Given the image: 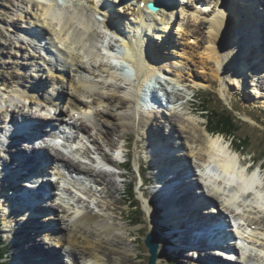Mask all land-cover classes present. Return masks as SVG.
<instances>
[{
    "label": "bare ground",
    "instance_id": "bare-ground-1",
    "mask_svg": "<svg viewBox=\"0 0 264 264\" xmlns=\"http://www.w3.org/2000/svg\"><path fill=\"white\" fill-rule=\"evenodd\" d=\"M98 1L99 0H97V2ZM134 1L135 0H129V1L117 0L118 4L115 2L116 7H114V9L116 10L115 12L111 11V13L114 14L116 13V14L114 15V17H111L112 15L109 14L110 16H108L107 23H105L108 25V28L111 27L114 28V31H112L114 32L113 33L114 36L112 37V39L108 41L107 39H100L101 36L102 38H104L106 35L103 37V34L99 32L100 29L95 28V25L98 24V22L96 21L94 15L91 12H89V9H87V12H89V16L85 15L83 10H80V8L78 9L76 7L78 3L68 2V4H65L64 2L63 4L65 6L69 5L70 8L76 7L75 9H73V11L67 10V12L64 14L63 10L60 9L61 7L59 8V6L61 5L56 4L54 0L53 1L32 0L31 2H33L34 5H31L30 9L32 10V12H34V15L37 18V20L35 19V21L32 22V26L36 25L40 27L41 31L36 30L34 31V33L26 32L24 33L25 37L23 38H26L28 40V37H30L29 39L35 42L36 46L42 47V45L44 46L43 44L44 42L43 41L41 42L38 39H42L40 33L43 32V34L46 35V38L43 35L44 41L46 40L45 49L55 48L54 55L56 57L55 59L56 64L55 63L53 64L54 59H52V62L44 60L47 69H44L43 71L44 74H47V77L45 76L46 79H49L51 82L53 81L54 83L52 86L53 91L54 90L57 91V89L62 90V88H63L62 90L63 92L68 91V94L65 97L66 101L64 102V104L65 103L66 104L63 105L61 108H57V109L52 108L59 104L58 100L53 95L56 94V92L48 96L38 92L37 91L38 89L35 88L37 86L32 84L31 81L28 82V80H26V77H28L29 80L35 79L34 78L35 75L28 76L30 72L29 70L24 71L22 76H20L19 73L18 74L15 73V75H13L12 77L16 78V81H14L16 89H13L12 91L16 93L17 96L16 100L20 102H15L14 104L12 102L14 109L13 108L10 109L12 110V112L10 113V119H8V122L7 121L4 122L7 124L8 127L9 124L11 123V127H9V131L10 130L12 132L19 131V128L13 127L14 121L18 120L16 114L18 112H23L22 110L25 104H27L28 107H33L34 105H37L38 110L40 112L43 113V111L47 108L45 111L54 115H52L51 117H44V115L41 113V116L40 117L37 116L38 119L35 120L32 114L29 115L28 113H23L24 118L20 120V122L22 123H27L30 121L37 122L35 124L37 130H35V132L33 131L31 135L36 133H38V135L40 136L44 134H49L48 129H43L45 123L48 122L45 120H53L60 118L61 114L63 113L62 109L66 108V113L69 112L72 114V117H70L69 120L73 125L76 126L77 129L81 131V134L84 137H88L90 131L89 130L90 125L86 124V122L94 124L95 129L98 130V132L100 133H104V131H102L104 129L106 134L108 132H112L111 129H109L108 131L107 125L111 126L110 122H113V124L117 127V131L121 133V138L123 134H125L126 130L129 131L131 129H136V127L140 125L141 127L140 133L142 134V136L144 137L146 136V138L150 140L151 144L153 143L155 146H157L155 147L152 144V147L150 146L151 149L158 148V144L160 143L159 141L163 140L164 144H160L159 147L165 148V150L168 151L167 148L170 146L169 143L170 141L168 142V140L169 139L171 140V138L178 140L180 142L179 145H181L183 148L181 153L183 154L182 156H180V154L178 153H174L170 158H168L167 154L164 155L166 158H162L163 155L160 154L161 155L160 158L153 156L152 159L147 161L148 162L147 165H150L149 166L150 168L148 167V169L152 168L154 170L155 167L158 169V175H160L159 183L162 185V186L156 185L159 189L160 196L156 195V197L158 198L155 199V202L151 200L146 201L147 202L146 213L148 211L147 214L149 216L148 219L146 218L148 228L152 230L153 229L158 230L162 225L163 227H168L169 232L172 231V236H173L174 230H172L173 227L172 224L173 225L181 224V223L184 224L185 226L188 227V229L182 227H178V228L179 231H183L186 233L188 232V230H190L193 227L192 226L193 224H198L199 222L202 221L199 217L196 216V213H194V204H197V202L192 198L193 203L191 202L185 205L184 204L186 202L185 197L188 194H185V192H183L182 195L179 194V192L180 193L182 192L183 190L182 188L184 186H187L188 189H191V186L189 185L191 181L185 179V177L184 179H179L186 167H188V169L191 168V166L188 165L189 158H191L192 162L195 161L196 166L194 167H196L199 172V174H197V176L195 177V181L198 183V185L201 186V188L203 184L202 182L204 181V185L206 186L207 184H209V188L211 189L210 193L207 191L208 194H206L203 189L200 192L204 194L205 198L216 200L218 206V207H212L208 212H210V214H213L212 216H214V214L218 215L220 212H224V211L226 212L227 210L228 211L226 212L227 214L229 215L231 214L234 217H239V220L243 222L245 225L244 229L243 228L237 229L236 227L234 228L236 229V233L240 234L241 236L240 238L242 240L245 238L248 239L247 244H244L243 246L245 252H242V254L245 255V257L244 258L241 257L243 259L240 260L238 257L233 256V259H236L237 261H240L244 264H263L264 261L260 262V259L256 258L259 256L264 257V243H262V241L260 240L261 238H264L262 237L264 236V186L261 183L263 182L262 179L259 178V175H261L262 173V171L260 173V168L255 166L254 168H252L253 170L249 172L248 171L249 165L242 164L238 166V163H241V161L239 160V156H237L235 153L233 154L230 151L231 147L228 148L230 144L225 143V138H224L225 136L223 137V135H221L222 132L219 131L221 134L215 131L212 133L209 130V127L204 123L203 125H201V128H199L200 125L198 127L196 121L195 120L192 121L193 119L184 120L186 122L185 127L178 126L172 119H169L170 117H168L167 115H164L163 113H162L163 116L159 115V113H161L160 109H163L164 107L162 106L165 105L162 99L161 98L159 99V97H157V100L161 101L162 106L160 103L159 106L156 107L155 106L156 102L153 100V98H151V101H153L154 103L153 105H151L153 109H151V107H148L146 108V110L140 113V111H138V106L141 105L142 103H140V96L137 94V90L135 92L134 87H132V85L134 84L131 83V87H130L131 93H127L128 92L127 88L125 86H121L123 85V82L125 83V79L127 78L126 75H128L127 71H129L130 68L136 69L137 72L133 71V73L135 72L137 73L135 75H137L138 77V83L140 87L145 86L149 80L162 76L161 74H158L159 72L166 74L170 73L171 77L177 78V82L179 83L182 82L184 78H182L183 76L178 72V70L173 68H167L165 65H162L167 63L166 61L163 60H166L169 57L167 55L162 54V52L159 51L160 49L159 50L154 49L155 45L152 44L151 46L150 43L154 41V44L157 43L160 46L161 41H163L162 40L163 37L167 36L168 32L171 31L172 32L174 31L175 33H178L179 31V35L185 36L186 34H189L192 35L193 37L195 36L196 34L195 31L196 29L198 30L200 24H204L205 27L207 28L206 33L213 37L215 36V30L216 29L219 30L216 31L219 33L221 41L223 43L226 39L224 36L225 33L227 31H230V29L236 28V24H237L235 19L236 16L234 18H231L232 14H230V17H228L229 11H227L228 13L224 15L226 17L222 22V20L217 18L216 16L219 9L221 11L226 10V7L224 6H225V1L227 0H223L222 2L217 1V4H215L216 7H213V9L210 10L214 13V18L211 19L207 18L202 22L204 17H200V15H204L208 10L205 12H200L195 10L194 12H199V14L194 16V20L192 22L194 26H191L190 23L187 22H189V18H191L192 14H189L188 18H186L185 20H181V17L178 14L179 9L182 8L181 1L183 2L184 0L174 1V3L178 2L177 6L179 8L177 7L178 10L177 12L168 11L169 9L166 10L168 12H166L165 10H159L158 13H154L156 18L151 17L149 13H144L145 9H141L143 8V6L139 8L130 7ZM140 1L138 3H140ZM249 1L253 2V5H251L252 7L255 6L254 4L256 1H259L257 7L254 8L256 11H254L252 8H244V7H248L246 3H248ZM189 2L191 1L189 0ZM223 4L224 6H222ZM71 5H73V7ZM100 6L101 8L105 7L104 2H102ZM107 6L110 5L107 4ZM128 9L129 11L130 10L132 11L131 12L132 14L135 13L133 22L125 21L123 17L124 14L123 10H128ZM250 10L253 13H251ZM234 12L238 15V17H240L243 20V23L249 25L252 23L255 24V20H253L252 18L255 19L261 16V20L263 19L262 15L264 13V0H243L239 7L234 8ZM173 13L176 14L175 17H173ZM243 17L245 19H243ZM119 19L121 21H119ZM116 21H118V23L120 22V25L125 23V26H127V24L129 23L133 24L134 26L132 30L133 33H127L125 29L123 30L122 27L119 25L115 26L113 23ZM14 22L15 21H13V23ZM13 23L12 26L13 25L15 26L16 24ZM256 23L258 24V22ZM48 34H50L51 36L49 37ZM124 36L126 38H124ZM141 37H143L145 41H147V55L149 59L152 60L153 64H155L156 69L154 70L148 66L150 64L147 62L146 55L139 45L138 38ZM263 37H264V30L262 32V38ZM115 38H116V42L114 40ZM124 39L126 40L129 39L130 43H125V47L121 48L118 45L119 42L118 40L124 42ZM102 40L105 41L107 40L108 42L107 41L106 42L112 47L114 46L115 43V46L117 45V50L120 51L122 49V52L117 53V50L116 51L110 50L111 52L110 51L105 52L103 48L106 47L105 44L107 43H105V41ZM150 40L151 42H149ZM163 42H164L163 44L167 43V45H169L167 39H165ZM193 43L197 44L194 39H193ZM208 45L209 47L208 46L207 47L209 50L211 47L210 43ZM238 50L239 52L236 51L235 54L238 57L242 56L243 50H241L240 48ZM214 53L215 51L212 49L209 50L208 52H205V54H207V58L210 61H213V59H215ZM184 56L185 55H183V58H186ZM105 57L108 58V61L109 63H111V65L105 62ZM243 58L247 59L246 57ZM156 62H159L160 66H158L159 64ZM67 67L69 71H67L65 75V73H63V70H65ZM111 67L112 68L115 67L119 69L120 73L114 74L113 72H110L109 70L112 69ZM236 70L242 72V70L240 69H236ZM105 72L107 73V77L103 75V73ZM237 72L234 71L235 76L230 79V82L232 84L236 81L235 78L237 77ZM34 73L35 70L33 74ZM244 85L247 86L246 83H244ZM7 88H9V84H7V81L3 83L0 82V90ZM125 93H127L126 94L127 96L123 95ZM156 94L158 95L157 91ZM156 94L155 96H157ZM131 98L132 100H130ZM40 100H43V103H40ZM23 101L25 104L23 103ZM177 101L178 100L174 101V103H176ZM3 111L7 112L8 109ZM193 111L195 110L193 109ZM137 112H139L140 114H137ZM194 115L197 118H200L201 120L203 119L201 113L198 115V113L195 111ZM77 118H79V120L82 121L81 122L77 121L76 120ZM84 119H86L85 123H84ZM161 119H164L165 122L164 125L165 131L162 134L159 130ZM46 126L50 127V125L48 124ZM23 128L28 129V127H22V129ZM4 129H5L4 126L0 127V138H3L4 137L3 134H6L3 133ZM125 135H126L125 138L127 140L128 134L126 133ZM154 138H157L156 140L158 141H155ZM56 139H49L46 142L41 141L43 146L40 147L39 144H36L32 147V150L35 151L36 149H38L37 147L45 150L48 154L46 156H50L51 158L53 156H56V158H58L59 160L55 159V161H57L62 166L68 163L70 167L77 169V170H71L72 173L78 174L79 176L87 177L86 179H89L88 177H91L90 175L87 174H93L92 177L93 179L90 182L94 181V183L97 185V189L92 194L91 198H94L96 194L97 195L99 194V198H104V197L113 198L115 195L114 192L117 191L116 190L117 187L113 185L111 178L110 180H108V178L106 177L107 174L110 173L109 170H113L114 173H110L113 176L117 174V177L121 176L122 179L125 176V174L120 172V168L118 167L119 164L118 165L116 164L118 163V160L114 157L115 155L114 148H110L107 151H103L104 149L98 150L99 148L97 149L96 147L95 148L91 147L90 149L84 152L87 154L85 155L82 152H79L80 147L78 146V144L80 143L81 140L76 142L74 149L71 148L73 150H69L64 148L65 147L64 144L60 145V143ZM88 139H91V137L89 136ZM20 140H22L21 136H15L11 138V141L9 142L8 145L5 144V147H7L8 151L10 152V155L7 156L9 158H6L4 161L2 158L0 159L1 160L0 162L2 163L1 168H3L4 166L5 172L7 168L8 169L13 168L14 170L20 171L18 166H20V164L24 161V159L23 157L21 158L19 154H22L23 152H17V151H19V148L21 150H25L23 148L26 147L23 144L19 143ZM151 140L153 141L151 142ZM7 141L8 140L3 139L2 143H5ZM85 142L87 143L88 141H86L85 139ZM12 143L14 144L12 145ZM89 145L90 144H88V146ZM125 145L126 144L123 143L122 148H124ZM161 148L159 149V152L161 151ZM109 152L111 154V157H109ZM74 153L77 154L73 156ZM88 154L91 155L89 156ZM18 157H20L19 160ZM79 158L85 159L83 163L88 165H91V161L93 160V163H95V164L92 163L94 168L97 169L100 168V170L102 171H95L87 167H82L79 163H76V160ZM155 159L156 160L158 159L157 162H155L156 161ZM4 162H7L8 164H11V162H13L16 164L14 165V167H12V166H7V164ZM103 171H108V172L103 173ZM27 172H29V170H27ZM46 172L49 173L48 170ZM50 174L53 178H55V180H53L52 178L50 179L44 178L45 184L47 186L53 187L55 185H60L61 182H68V184H70L73 189L75 188V190H71V188H64L63 185H61L63 192L54 193L55 200L53 206H51V204H47L46 201L41 203L43 210H47L48 213L50 214V217H48L49 214H45L41 216L40 219L39 217H35L33 219L29 218L28 220L33 221V226H34V222H36L37 224L39 223L38 229L33 228V230L35 231H31L33 234L31 233L26 234L27 231H25V228H28L27 227L28 225L26 223L24 224L20 223L21 224L20 229L23 230L16 231L17 235L15 236L17 240L19 239L23 241L31 240L32 243L29 246H24L21 252H18L19 255L15 256L16 260L14 261L13 264H18L16 261L19 262L20 261L19 257L26 256V252L28 250L29 252L27 253V255L33 254L35 255V258L41 257V259L43 258L42 256H44L43 258L45 259L44 261L52 260L54 259L53 257L54 250L53 252H48L52 250L51 248L60 251L58 255V261L53 260L50 262H45L46 264H53V263L139 264L134 261L133 256L138 257V253H136L137 251L136 248L132 246L131 241L133 242L134 238H132L133 235L129 232L128 225L126 224V226H123L119 222L116 223L114 221H111L110 219L104 218V215L101 217L100 212L96 213L93 209L90 210L89 207L85 206L81 201H79V199L77 198L78 194L76 193V191H79L85 195H90L88 191L81 189V188H87L83 183H80L82 185V187L80 188L78 187V183L76 185H73L72 184L73 179L66 178L64 171H61L57 167L53 168V171L50 172ZM6 176L7 175L5 174V176L2 177L3 180L1 181V183L4 181V178H6ZM22 179L23 178L20 177L17 178L16 180L18 183H21ZM5 182H7V180ZM176 184L178 185L176 186ZM172 185H174V187H172ZM22 187H27V185L25 184V186ZM22 187H20V185L17 184V187H15L16 188L15 192L21 189ZM90 188H91L90 190L93 191V188L92 187ZM158 189L155 190V194L158 193L157 192ZM172 189H174L172 193L167 195L165 190H172ZM0 192L1 194L5 193L6 190H2L1 188ZM144 193L145 191H142V194ZM63 194L67 195L68 197L69 207L63 205L64 202V196H62ZM103 194H105L106 196L103 197ZM190 195L192 194L190 193ZM3 198L6 199V203H8V207H10V205H14L12 204L11 200L10 203L7 202L9 199H11L10 197L7 196V193L4 194ZM95 198L98 197L96 196ZM218 198L219 201L217 200ZM82 201L85 203L84 200ZM80 202L82 205H80ZM180 203H183L180 206L184 208L181 211L182 212L181 215L177 213L179 212L178 210H181L180 207H178ZM89 204L91 206H93V204H96L98 210H103V205L101 204L100 201L91 200ZM14 206L16 207L15 209L19 207L16 205ZM165 207L168 208L170 207L171 212L168 213L165 212L164 210ZM176 207L178 208L176 209ZM10 208L11 209L8 212L14 214V217L20 215L19 213L18 214L15 213L12 207ZM151 208H152V213L148 210ZM55 210L58 211V214L55 213ZM30 212H27V216L30 215ZM158 213H160V216L158 215ZM116 216L113 215L115 220H116ZM169 216L170 218L175 217L174 219H176L178 222L177 223L172 222L171 224V219H169ZM107 217H112V214ZM127 217L122 216L121 214L122 220L126 219ZM156 218L161 219L162 224L156 223ZM54 219H57L62 223L61 226L62 228L59 226L58 233H54L55 231H53L54 229L51 226H48V228L42 227L43 223L46 220L48 221ZM211 220H214V218H212ZM237 222L238 221H236V224H239ZM16 225H19V222L16 223ZM247 228L251 229V232H248ZM51 229L53 230L51 231ZM178 237L179 236H176L175 239L170 238L173 245L177 246L178 244L179 246L182 247L181 249L178 250L183 251V248L184 250H187L188 248L185 249L187 238L183 240V237L181 239ZM251 238H252V243L250 241ZM136 240L137 239H135V241ZM201 244L198 248L189 249V252H192L193 254V252H198V250H200L202 254H200V257L198 256V258H201L203 256L205 258L204 261L202 260L195 261L193 260L194 257H191L192 261H190L191 258L186 257L183 260H179V262H174V263L211 264L209 260L212 259L206 256L207 254L210 253V251L204 248L205 242H202ZM230 246H232V244ZM235 248L233 249L235 250ZM220 260H221L220 258H214L212 261L214 264H227L223 261L221 262ZM224 260L227 259L224 258ZM35 262L36 261L28 260L27 264H33ZM163 262L164 261H162L160 254L159 259L157 260V264H163Z\"/></svg>",
    "mask_w": 264,
    "mask_h": 264
},
{
    "label": "rangeland",
    "instance_id": "rangeland-1",
    "mask_svg": "<svg viewBox=\"0 0 264 264\" xmlns=\"http://www.w3.org/2000/svg\"><path fill=\"white\" fill-rule=\"evenodd\" d=\"M31 1L32 0H0V82L3 83L7 81V84H9V88L0 90V113H1L0 114V125H3L5 127L4 129L5 132H7V129L9 127L4 121L8 122V119H10V113L12 112V110L10 109L12 108L14 109L13 104L15 102H20L16 100L17 98L16 93L12 91L13 89H16L15 84H14V81H16V78L12 77L13 75H15V73L16 74L19 73L20 76H22L24 71L29 70L30 72L28 76L35 75L36 77L38 76V74H40L39 75L40 77L35 78L33 80H28V82L31 81L33 83L35 81V84H37L36 81H39V80H41V82H45V83H42L39 87H35V88L38 89L37 90L38 92L46 94L43 88L46 85L45 89H49L50 90L49 92L51 93L56 92L55 97L59 98L58 106L62 107L63 105L66 104V103L64 104V102L66 101L65 97L68 94V91L66 92L62 91L63 88L62 90L57 89V91L55 90L53 91L52 90L53 87L51 86L52 82L50 80L46 81L47 74H44V72L42 71V67L44 69H47L45 61L52 62V59H54L53 62H55V59H56L54 55H49L48 53L44 51L45 46H46V40L44 41V37L46 38V35L43 34V32L40 33L41 37H43L44 35L43 39H38L44 42L43 43L44 46L42 45V47L36 46L34 43H32L31 40L29 39L30 37H28V40L26 38H23L25 37L24 33L26 32L34 33V31L36 30L41 31L40 27L36 25L32 26V22L35 21V19L37 20V18L34 15V12H32V10L30 9V6L34 5L33 2ZM61 1H62V4L60 3H57V4L61 5L59 6V8L61 7L60 9L63 10L64 14L67 12V10L73 11V9H75L76 7L78 9L80 8V10H83L85 15L89 16V12H91L96 18V21L98 22V24L95 25V28L100 29L99 32L103 34V37L105 35H106L105 37H108V38L104 37V39H107L108 41L112 39V37L114 36L113 34L114 32H112L114 31V28L113 27L108 28V25L105 23H107L108 16H110L109 14L112 15L111 17H114V15L116 14V13L115 14L111 13V11L115 12L116 9H114V7H116L115 5L116 3L118 4L117 0H114V1L113 0H99L98 2L97 0H61ZM126 1H129V0H126ZM234 1L236 0H227L225 1V4L228 6V8L232 7L234 9L238 7V4H236L235 6L233 5ZM238 1L240 0H237V2ZM64 2L65 4H68V2L70 3L75 2V3H78V5L75 8H70L69 5L65 6L63 4ZM102 2H104L105 4V7L103 8H101L100 6ZM215 2L216 0H198L197 3L202 4L203 8H198L197 11L205 12L208 10L204 15H200V17H204L202 22L207 18H210V19L214 18V13H212V11L210 10L213 9V5ZM107 4L110 6H107ZM246 4L248 7H244V8H252L254 11H256L254 8L257 7V5L259 4V1H256L254 4L255 6L253 7L251 6L253 5L252 1H249ZM191 5H192L191 2L185 1V6L179 9L178 14L181 17V20H185L186 18H188L189 14H192L191 18H189V22L187 23H190L191 26H194V24L192 23L194 20V16L198 15L199 12H194L195 10L193 9V7H190ZM71 6L73 7V5ZM227 6H224V7H227ZM66 8H69V9H66ZM87 9H89V12H87ZM223 11L219 9L217 16H216L222 21L225 19L226 16L224 15L228 11V9L226 8V10H223ZM229 11H230V8H229ZM123 12H124L123 17L125 21L133 22V19H132L133 16L131 15L129 9L123 10ZM251 13L253 12L251 11ZM175 16L176 14L173 13V17ZM262 16H263L262 20H261V16L256 18V20H259V24H257L255 21V24L252 23L253 25V28H252V26H249V24L243 23V20L240 17H235L233 15L231 18L235 17L236 23H237L236 28L230 29V31H227L225 33L224 36L226 39L223 43L221 41L219 33L217 32L219 30L217 29H216L217 31L215 30L214 37L210 36L206 33L207 28L205 27L204 24L199 25L198 30L196 29L195 31L196 34L193 37L192 35H189V34H186L185 36L179 35V31L178 33L171 31V32H168V35L164 36L162 39L163 41L167 39V42L169 43V45H167V43L163 44L164 43L163 41H161L160 46L157 43L154 44V41L151 42V46L152 44L155 45V48L157 50L160 49L159 51H161L162 54L167 55L169 57L168 59L163 60V61H166L167 63L162 64V65H165L167 68H173V69L178 70V72L183 76L182 78H184V80L179 83L177 82V78L171 77L170 73H167V75H165L164 73L159 72L158 74L162 75L161 77H159L160 79L158 80V78H154L151 81V83L147 84V89L154 87L155 91H157L158 94L162 95L163 98H166V96L167 98L168 97L173 98L170 104H168L167 102L168 105L164 106L163 109H160L161 113H159V115L163 116L164 114L163 112H165L168 115V117H170L169 119H172L178 126L185 127L186 122L184 120L193 119L192 121L195 120L198 127L200 125L199 128H201V125H203L204 123L209 127V129L215 130V132L219 134H221L219 132V129L222 130L223 133L221 135H223V137L225 136L224 137L225 139H228L227 144L228 143L230 144V141H232L233 146L237 148V150L235 149L236 151L235 150L232 151V149L230 151L233 154L235 153L237 156H239V160L244 161L243 164L249 165L248 169L251 170L255 166L260 168V173L261 171L262 173L261 175H259V178L262 179L263 182L261 183L264 186V37L262 38V32L264 30L263 28L264 27V22H263L264 13ZM228 17H230V15ZM252 19L254 20V18ZM260 20L262 22L261 24H260ZM13 21L15 22L13 23ZM119 21L121 20L119 19ZM12 23L16 25L12 26ZM248 23H251V22H248ZM113 24L115 26H118V25L121 26L122 29L123 30L125 29L127 33H133L132 30L134 26L131 23L125 26V23L120 25V22L118 23V21H116ZM235 33H238V36L235 35ZM259 34L261 35V41H262L259 47L262 53L260 55V58L257 61L254 57H258V49L255 48L254 42L251 43L252 45H250L246 51H243L242 56L238 57L235 54L240 46V44L239 45L237 44L238 39H240L239 43L244 38H245L244 40L249 41V37L256 38L258 37ZM246 35L248 36L246 37ZM210 37L212 38V40ZM124 38L126 37L124 36ZM100 39H103L102 36L100 37ZM193 39L195 40L197 44L193 43ZM114 40L116 42V38ZM106 41L105 43L108 42ZM118 41H119L118 45L121 48H124L125 42L127 40L124 39V42L120 40ZM138 42H139L141 49L144 51L146 55L147 62L150 64L148 66L153 70L156 69L155 64H153L152 60L149 59L147 55V41H145V39L141 37V38H138ZM209 43L211 46L209 50L212 49L215 51L214 53L215 59H213V61H210L207 58V54H205V52L209 51L208 50ZM103 49H106V48L104 47ZM53 50L55 51V49ZM183 55H185L184 57H186L187 59L183 58ZM243 57H246L247 59H244ZM105 62L111 65L107 57H105ZM156 63L159 64V62H156ZM39 65L42 66L40 69L38 67ZM158 66H160V64ZM66 69H68V67ZM236 69H240L242 70V72ZM34 70H35V73L33 74ZM67 71H69V69ZM109 71L113 72L114 74L120 73V70L115 67H113ZM133 71H136V69L132 70L130 76L126 75L127 78L125 79V83L123 82V85L121 86H125L128 90L127 93H131L130 87L132 83L134 84L132 85V87H134V91L136 92L137 90V93L140 94L142 90V86L141 87L139 86L138 77L137 75H135L137 74L136 73L137 71L135 73H133ZM234 71L235 72L238 71V72H237V77L235 78L236 81L234 80L235 82L232 84L230 82V79L235 76ZM103 75L107 77L106 72L103 73ZM244 83H246L247 86H245ZM166 88L168 89L167 91H166ZM49 92H47V94ZM127 93L123 95H126ZM142 97H143V103L146 106L144 104L139 105L138 111H140L141 113L142 111L146 110V108L148 107H151V109H153V107L149 105L147 101H144L145 100L144 93L142 94ZM191 97H193L192 100H191ZM60 99L61 100L63 99V101H61ZM130 100H132V98ZM176 100H178L176 102L177 104L174 103V101ZM21 101H22V98H21ZM155 106L157 107V105ZM61 107H58V108H61ZM7 109H8L7 112L3 111ZM193 109L198 113V115L200 113L202 114L203 121L194 115L195 111H193ZM223 109L224 111H222ZM62 110H63V113L60 116L61 118H57L55 120L64 119V121L70 122L69 118L72 117V114L69 112L66 113V108H63ZM22 111L23 112H18L16 114L19 121L24 118L23 113H28L29 115L32 114L35 120H37L38 119L37 116L40 117L42 113L38 110L37 105H34L33 107H28L27 104H25ZM212 112L213 113L221 112L225 115L230 116V122H229L230 125L226 126L224 129H221L220 127H215V125L213 124L215 123L218 117L217 115H213ZM140 113L137 112V114H140ZM42 114L44 115V117H51L52 115H54V114H50L46 112L45 110L43 111ZM78 117H79V114H78ZM76 120L80 122L82 121V120H79V118H77ZM85 122H86V119H84V123ZM160 122L161 123H160L159 130L162 134L165 131L164 130L165 128L164 119H161ZM110 123H111V126L107 125V127H108V131L109 129H111L112 132H108L106 134L104 129L102 130L104 131V133H100L98 132V130L95 129L94 124L86 122V124L90 125L89 126L90 131H89L88 137L90 136L91 139L84 138V141L78 144V146L80 147L79 150L86 151L90 149L91 147L92 148L96 147L97 149L99 148L98 150L104 149L103 151H107L110 148H114V153H115L114 157L118 160V163L116 164L117 165L119 164V167H121L120 172L125 174V176L123 179L121 178V176L117 177V174L113 176L112 174H110V173H114L113 170H109L110 173H108L106 177L108 178V180H110L111 178L113 185L117 187L116 188L117 191L114 192L115 194L114 197L113 198H108V197L99 198V195H97L98 198L92 199L93 201H100L101 204L103 205V210H98V208L96 207V204H93V206H91L86 201H85V204L87 205L85 204L84 205L89 207L90 210L93 209L96 213L100 212L101 217L104 215V218L110 219L111 221H114L116 223L119 222L123 226H126L127 224L129 227V232L133 235L132 238H134V241L133 242L131 241L132 246L136 248L137 250L136 253H138V257L133 256L134 261L139 264H147L148 251L143 243V238L146 236L149 230L147 221H146V218L147 219L149 218L147 214L148 211L146 213V210H147L146 201L147 200L152 201L155 198H158L156 197V195L160 196L159 189L157 190L158 193L155 194V191H153L154 187L152 186V184L150 185L146 183L147 180L155 179L156 182L158 180V177L156 176L158 175V169L156 167L154 168V170L152 168L148 169L147 167H149L150 165H147L148 164L147 161L152 159L153 156L160 158L161 155H163L162 158H166L164 156L165 154H167L168 158H170L174 153H178V152H179L178 154L182 156L183 154H181L182 153L181 148L177 149L178 147H180L177 143L180 144V142L174 138H171V140L170 139L168 140V142L170 141L169 142L170 146L168 148H170L171 150L173 149L172 151H174V153L170 150L166 151L165 148L159 147L160 144H164L163 140L159 141L160 143L158 144V148L151 149L150 146L152 147L153 143L151 144L150 140L146 138V136L145 137L142 136V134L140 133V130H141L140 125L136 127V129H131L129 131L126 130L125 134L126 133L128 134L127 136L128 139L126 140L125 138L126 135L123 134L122 136L123 139H122L121 133L117 131V127L113 124V122H110ZM9 125H11V123ZM95 134H98V135H95ZM0 139H4V137ZM85 139L86 141H88L87 143L85 142ZM154 139L155 141H158L156 140L157 138H154ZM93 141H94V144H93ZM152 141L153 140H151V142ZM123 143L126 144L124 148H122ZM88 144L90 145L88 146ZM160 148H161V151L159 152ZM228 148H230V145L228 146ZM2 149L3 148L0 145V159L9 158L7 157L9 155L8 151H3ZM109 157H111L110 152H109ZM157 160L155 162H157ZM83 161H84L83 158L82 159L79 158V160H76V163H79L82 167H87L95 171H102L100 170V168L97 169V168H94V166L92 165L83 163ZM4 163H6L7 166H13V167L16 164L13 162H11V164H8L7 162H4ZM83 164L86 166H84ZM193 164L194 166H196L195 161H193ZM1 167L2 165L0 162V184H1V181L3 180L2 177L5 176V173H4L5 171L1 170ZM143 167H145L146 171L143 169ZM189 169L188 167H186L183 174L180 176L179 179H184V177H186L185 179L191 181L192 178L188 171ZM104 172H108V171H103V173ZM200 174H201V171H200ZM9 177L10 175L7 176V178H5V181L7 180L6 182L7 187L4 183H2L1 185L2 190H6L5 193H7L8 197L10 196ZM51 178L55 180V178H53L52 176ZM193 180L195 182V178H193L192 181ZM202 183H203L202 188L200 185H198L200 187V190L202 191L203 189L206 194H208V192L210 193L211 189L209 188V184H207L206 186L208 187H206L204 185V181ZM155 184L156 183H154V185ZM172 187H174V185H172ZM182 189H183L182 192L181 193L179 192L180 195H182L183 192H185V194H188L185 197V200H186V202L184 203L185 205L191 202L193 203V199L197 202V204H194V213H196L197 217H199L203 221L207 219V215L210 218H214V219L218 218L217 217L218 215L214 214V216H212L213 214L209 215L210 212H208V210L205 213V211L203 212V210L200 209L202 207V203L205 201L204 200L205 197H202V198L198 197L195 191V188H193V186H191V189H188L187 186H184ZM142 191H145V193L142 194ZM189 192L192 195H190ZM5 193L1 194L0 192V209H1L0 210L1 211L0 212V250H2L0 252L6 251V254H4V259L0 261V264L1 262H3L4 264H13L14 261L16 260L15 256L19 255L18 252H21L24 246H29L32 243V241L31 240L23 241L20 239L17 240L15 236L17 235L16 231L23 230V229H20L19 227L20 225L15 226V219L17 218L21 222V224H24L22 223L23 221L22 218L24 217V215L20 214V216L14 217V214H11L10 212H8L11 209L10 207H12V205L8 207V203H6V199L3 198ZM217 200L219 201V198ZM48 203L51 204L52 206L54 205V203L51 201H48ZM137 203L138 205H136ZM181 204L183 203H180L178 205V207H180L181 209V210H178L179 212H177L179 215L182 214L181 211L184 209L183 207L180 206ZM63 205L66 207H69L68 203H63ZM178 207H176V209ZM12 208L14 209V210L12 209L13 211L16 210L15 209L16 207H12ZM148 210L152 213V208ZM226 212L228 211L226 210ZM55 213L58 214V211L55 210ZM111 214H112V217H107ZM121 214L122 216H126V217L128 216L127 217L128 219L126 218L122 220ZM113 215L114 216L118 215L116 216V220L114 219ZM158 215L160 216V213H158ZM48 217H50V215H48ZM174 218L175 217L170 218L169 216V219H171V224L172 222H176V223L178 222ZM132 219H133V222H132ZM156 223L162 224L161 219L156 218ZM26 224L28 225L27 226L28 228H25V231H27L26 234L28 233L33 234L31 232V231H35L33 230V228L38 229L39 227L38 226L39 223L37 224V226H34V227H33L32 222L28 221L26 222ZM48 226H51L54 229V230L51 229V231L53 230L55 231L54 233H58L59 226L61 227L62 223L58 221L57 219L48 220V221L46 220L43 223L42 227L48 228ZM172 226H173L172 230H174L173 236H172V231L171 232L165 231V229H163L165 227L163 226L162 228L160 227V229L157 230L159 233L162 234L160 242H159L158 259L161 254L162 261H164L163 264H176L174 262H179V260H183L186 257L187 258L194 257L193 260L195 261L197 260L204 261L205 258L203 256L201 257L202 259L198 258V256L200 257L199 252H193L194 254H192V252H189V249L187 248L185 249H187L188 251L184 250V248H183V251H181V250H178L182 248L181 246H179L178 244L177 246L173 245L172 242L169 243L170 242L169 238L175 239L176 236H179L178 238L180 239L183 237V240H185V238H187L186 233H188V232L185 233L183 231H179L178 227L188 229V227L182 223L175 224V225L172 224ZM135 239L137 240L135 241ZM165 240L169 241L168 244H165L166 243ZM260 240L264 242L262 239ZM51 249H52L51 252H53L54 250L53 257L55 259L57 258L56 260L58 261V255L60 251L57 249L55 250L54 248H51ZM13 252L15 253L13 254ZM28 252L29 250L26 252V256L19 257L20 261L19 262L16 261V262L18 264H27L28 260L36 261L37 258L39 259L41 258V257L35 258V255L33 254L27 255ZM12 256L14 257L12 258ZM42 257L44 258V256ZM256 258L260 259V262L264 261V257L259 256ZM44 260L45 259H43L42 261ZM190 261H192V258ZM220 261L222 262L223 260L221 259ZM33 264H37V261Z\"/></svg>",
    "mask_w": 264,
    "mask_h": 264
},
{
    "label": "water",
    "instance_id": "water-1",
    "mask_svg": "<svg viewBox=\"0 0 264 264\" xmlns=\"http://www.w3.org/2000/svg\"><path fill=\"white\" fill-rule=\"evenodd\" d=\"M148 8L154 12L159 9L153 3H149ZM160 239L161 234L155 229H149L146 236L143 238V243L148 251L147 264H157Z\"/></svg>",
    "mask_w": 264,
    "mask_h": 264
},
{
    "label": "trees",
    "instance_id": "trees-1",
    "mask_svg": "<svg viewBox=\"0 0 264 264\" xmlns=\"http://www.w3.org/2000/svg\"><path fill=\"white\" fill-rule=\"evenodd\" d=\"M222 111H224V109L222 110ZM212 114L213 115H217V119H216V121H215V123L213 124V125H215V127H220L221 129H224L226 126H228V125H230L229 124V122H230V116H228V115H225V114H223V113H213L212 112ZM221 125V126H220ZM219 131L220 132H222L223 133V131L222 130H220L219 129ZM135 205V204H134ZM137 205V204H136ZM1 258H2V252H0V260H1ZM2 263V262H1Z\"/></svg>",
    "mask_w": 264,
    "mask_h": 264
}]
</instances>
